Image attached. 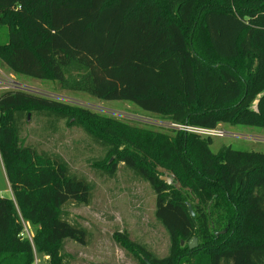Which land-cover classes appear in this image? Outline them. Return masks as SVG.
Masks as SVG:
<instances>
[{"label":"trees","instance_id":"1","mask_svg":"<svg viewBox=\"0 0 264 264\" xmlns=\"http://www.w3.org/2000/svg\"><path fill=\"white\" fill-rule=\"evenodd\" d=\"M0 60L14 74L60 84L75 66L80 75L69 91L128 101L169 124L264 128V0H0ZM32 115L49 126L77 125L106 149L101 176L114 179L123 164L150 185L170 252L155 258L115 233L138 264H264L263 153L231 146L214 153L210 136L24 90L0 96V157L13 197H0V264H34L35 253L47 264H70L63 242L90 241L65 207L90 205L92 185L61 158L25 145ZM157 167L174 175L172 184ZM25 223L36 228L32 240ZM193 238L198 246L190 250Z\"/></svg>","mask_w":264,"mask_h":264},{"label":"rangeland","instance_id":"2","mask_svg":"<svg viewBox=\"0 0 264 264\" xmlns=\"http://www.w3.org/2000/svg\"><path fill=\"white\" fill-rule=\"evenodd\" d=\"M0 69L11 72L1 60ZM79 75L76 67L71 66L66 69L64 84L17 74L13 82L27 86L38 94L101 116L157 128L169 125L160 117L145 112L128 101L99 100L82 92L69 91L68 84ZM12 84L4 90L0 88V96L6 91L18 89ZM263 95L264 92L258 98ZM256 104L257 101L251 108L256 109ZM217 129L225 131L227 135L212 137V152L217 153L222 146H231L234 150L264 154V128L221 124ZM21 137L25 145H33L40 152L61 158L72 174L87 179L92 185L93 199L90 205L69 203L65 207L68 220L84 227L90 233L87 246L69 239L63 242L64 252L70 256L67 260L70 264H138L131 249L124 248L115 241L114 234L117 232H126L131 242L144 246L155 258L168 257L170 240L164 228L155 219L156 196L150 185L136 179L123 164L119 165L114 179L101 176V171L96 168L106 159L107 150L92 143L79 126L70 125L67 121L49 126L45 118L32 115L24 126ZM0 197L12 198L1 157ZM24 226L33 237L36 228L28 223ZM34 264H47V261L42 254L35 253Z\"/></svg>","mask_w":264,"mask_h":264},{"label":"built area","instance_id":"3","mask_svg":"<svg viewBox=\"0 0 264 264\" xmlns=\"http://www.w3.org/2000/svg\"><path fill=\"white\" fill-rule=\"evenodd\" d=\"M13 86L18 88L17 90H24V91H28V92H31V93H36L38 94L37 92H35V90L27 87V86H24L22 84H17L16 82H12ZM42 95V94H40ZM51 98V97H50ZM164 127H170V128H175L177 130H183V131H186V132H192V133H196V134H199V135H202V136H210V137H214V136H218V137H224L227 135V133L223 130H206V129H199V128H193V127H187V126H180V125H175V124H169L167 126H164ZM23 233L25 234V236H27L30 240H32V237L29 233V230L26 226H24V231ZM22 234V235H24Z\"/></svg>","mask_w":264,"mask_h":264},{"label":"water","instance_id":"4","mask_svg":"<svg viewBox=\"0 0 264 264\" xmlns=\"http://www.w3.org/2000/svg\"><path fill=\"white\" fill-rule=\"evenodd\" d=\"M261 97H262V96H261ZM259 98H260V97H259ZM258 102H259V101L257 100L256 109H257ZM157 172H158L159 174H161L160 179H161L162 181H164V182H165L166 184H168V185L172 184V178H174V175H173V174L168 173L166 169L161 168V167H157ZM181 187H182L181 184H180V183H177V188L180 189ZM189 212H190L191 215H193V212H192L191 207H189ZM225 232H226V231H223V232H221L220 234H224ZM218 234H219V233H217L216 235L218 236ZM182 245H183V242H182ZM197 246H198V241H197L196 238H193V239H191V240L188 242V248H189L190 250H193V249L197 248Z\"/></svg>","mask_w":264,"mask_h":264},{"label":"crops","instance_id":"5","mask_svg":"<svg viewBox=\"0 0 264 264\" xmlns=\"http://www.w3.org/2000/svg\"><path fill=\"white\" fill-rule=\"evenodd\" d=\"M3 63V62H2ZM11 71V70H10ZM16 74H14L12 71L11 72H4V71H2L1 69H0V88L1 89H6V88H8V87H11V84H12V82L13 81H15L16 80V77L17 76H15ZM5 77V79H1V78H4ZM219 127V126H218ZM6 174V173H5ZM7 177V176H6ZM8 181V180H7ZM9 184V183H8ZM10 199H13V197L12 198H10ZM44 260L46 261L47 260V257H44Z\"/></svg>","mask_w":264,"mask_h":264}]
</instances>
